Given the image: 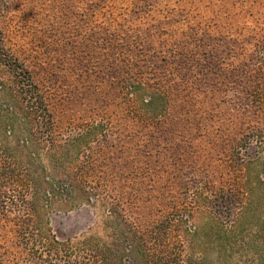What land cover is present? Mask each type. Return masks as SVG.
I'll list each match as a JSON object with an SVG mask.
<instances>
[{
  "label": "rangeland",
  "instance_id": "1",
  "mask_svg": "<svg viewBox=\"0 0 264 264\" xmlns=\"http://www.w3.org/2000/svg\"><path fill=\"white\" fill-rule=\"evenodd\" d=\"M6 2L2 45L42 90L55 141L83 137L52 173L71 188L42 223L61 239L168 223L193 264H259L264 0ZM138 52L146 66L129 65ZM136 79L164 87L158 111L132 106L124 85ZM22 214L0 209L3 264H33L8 230Z\"/></svg>",
  "mask_w": 264,
  "mask_h": 264
},
{
  "label": "trees",
  "instance_id": "2",
  "mask_svg": "<svg viewBox=\"0 0 264 264\" xmlns=\"http://www.w3.org/2000/svg\"><path fill=\"white\" fill-rule=\"evenodd\" d=\"M8 4L0 0V18ZM101 40L117 49L109 37ZM146 58L138 52L127 61L130 66L139 62L146 66L148 63L142 61ZM3 70L9 80L2 77ZM124 86L132 106L139 104L142 110L158 111L165 101L164 87L147 80L136 79ZM82 140L80 135L59 144L55 141L44 94L24 63L3 47L0 31V209L24 212L15 217L18 223L8 227L20 245L19 256L33 264H193L191 255L184 258L187 245L169 242L172 227L168 223L143 230L134 223H103L106 239L95 235L61 239L49 223H42L44 211L63 190L71 188L70 179L52 173L58 172L64 153L71 149L77 152ZM259 183L264 194V179ZM253 246L259 264H264V250L259 244Z\"/></svg>",
  "mask_w": 264,
  "mask_h": 264
}]
</instances>
